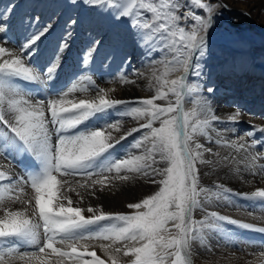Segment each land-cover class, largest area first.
<instances>
[{
  "label": "snow or ice",
  "instance_id": "6c2138e0",
  "mask_svg": "<svg viewBox=\"0 0 264 264\" xmlns=\"http://www.w3.org/2000/svg\"><path fill=\"white\" fill-rule=\"evenodd\" d=\"M84 3L110 10L117 20L127 19L140 46L163 56L151 60L145 71L121 74L111 87L82 76L79 85L55 98L34 100L17 81L52 80L55 65L42 76L30 64L52 24L33 32L14 51L6 46V36L16 6L10 3L0 12V264H194L196 245L209 254L214 251L212 233L236 249L231 253L236 258L242 249L232 244L224 225L260 234L264 226L208 206L241 198L264 207V141L253 131L230 138L225 135L229 129L215 128L221 117L198 96L199 88L188 83V74L199 68L193 58L205 54L212 4L190 0L210 14L205 19L180 0ZM71 36L68 31L61 38L59 52L69 48ZM101 44L100 39L91 41L84 66ZM141 82L150 95L117 97L119 88H140ZM78 92L90 94L73 96ZM193 94L192 107L185 110L184 101ZM116 109L134 126L125 127L124 119H104ZM241 115L236 110L226 120L236 124ZM252 127L264 133V126ZM129 137L132 142L117 156L115 149ZM20 155L35 162L23 174L14 164ZM202 169L207 170L204 175H230L253 190L235 191L219 179L206 185ZM138 181L156 190L127 203L129 211H107L102 203H93ZM247 215L264 222V215ZM245 256L251 257L245 264H264V249ZM231 258L226 257L228 264Z\"/></svg>",
  "mask_w": 264,
  "mask_h": 264
},
{
  "label": "bare ground",
  "instance_id": "6f19581e",
  "mask_svg": "<svg viewBox=\"0 0 264 264\" xmlns=\"http://www.w3.org/2000/svg\"><path fill=\"white\" fill-rule=\"evenodd\" d=\"M221 1L225 3L223 5H227L226 8H238L237 12H239V14L250 16L254 21L259 13L258 7L261 5L259 0H245L243 3H240L239 0ZM60 2L62 1L0 0V12H3L5 6L10 3L16 6L10 17L9 23L11 27L6 36V46L14 51H20V46L26 41L28 36L36 32V27L42 28L49 23L52 24V29L47 37L35 46L37 51L30 61V64L35 67L42 76H45L46 69L49 66L55 65L52 80L49 81L45 79L43 83H25L23 81H17L20 87L24 88L34 100L46 97L55 98L53 90L58 86H61L63 91L73 84L79 85L80 78L87 75V68L82 64V58L88 50L91 41L95 39H100L102 44L97 48V51L93 53L92 62L87 66L89 68L92 66L95 67L96 79H98L97 85L100 87H111L113 86V82L119 78V73L130 76L133 69L145 71L148 69L151 60L162 58V53L148 52L147 48L140 46L138 43L139 38L135 30L129 26V21L127 19L120 22V24L112 23V12L101 7H91L88 10H83L84 14L82 15L84 16L82 19L81 15L72 11L73 9L69 11L66 10L65 12L61 7L62 5L60 6ZM180 2L186 9H190L196 15H201L199 7L190 3V1L180 0ZM34 17H39V20L35 21L33 19ZM72 19L77 21V24L74 26L70 25V20ZM262 20L264 21V19ZM189 23H191V21H189ZM248 23L249 21L246 18L238 17L237 13H235L233 17H228L226 14L223 15L221 19L215 18L213 20L215 31L220 32L225 29V33L222 32L223 34L216 35L214 31L212 37H217L216 39L220 42L223 40L225 42H232L234 41L233 39L237 38L236 34H242V29L244 30ZM68 31L72 32L70 46L65 51L59 52L58 47L62 43L61 38L64 37ZM235 47L236 49H240V45H235ZM234 57L236 61L229 63L231 65L229 70H224L223 68L219 69L208 82V86L213 90L214 95L224 93L225 99L223 101H218V105L214 106L215 115L221 117V121L214 124V127L217 129H229L228 132H225V135L230 138L244 135L248 131H253L255 133L257 130L252 127L253 124L264 126V69L260 67L257 68L252 53L241 54V50H237ZM197 59L198 56L193 58L194 65L197 64ZM235 63H239V66H236ZM240 63H244L245 66L242 67ZM234 65L236 67H234ZM191 73L192 72L188 74V83L191 86H195L192 82L194 78ZM217 78L219 81H217ZM75 79L77 80L73 82ZM233 81H235L237 85L235 91L231 90ZM220 82H222V84ZM89 85L88 87L91 89L92 86ZM143 85L144 82H141L140 88L131 86L119 88L116 95L121 99L150 95V93L144 89ZM88 94L90 93L78 92L74 93L73 96ZM188 106L190 107V105ZM236 110L242 113L241 119L243 121L241 125L237 126L226 120L227 115ZM118 111L119 109L113 110L106 114L105 117H108L109 120L112 116L118 115ZM100 122L102 123L103 121ZM124 122L128 124L125 127L134 126V122L128 118H125ZM132 139L133 137H129L122 145L117 146L115 149L117 156L121 155L126 150L128 145L132 142ZM201 142H204L203 138H201ZM14 164L19 174H23L21 170L23 165L31 164L32 168L35 167V162L25 155L17 156ZM205 171L207 170L202 169V174ZM203 176L206 182L219 179L222 183H228L235 191L246 192L253 190L251 186L241 183L239 180L232 178L230 175H224L223 173L213 174L208 172L207 175L203 174ZM145 185L144 190H141V192H139L140 194L137 196L131 195V190H128L127 185L122 187L120 191L116 192L114 195H102L99 201H93V203H102L107 211H129L126 208L127 203L137 202L156 190L155 185ZM212 209L245 222L257 223L264 226V222L259 219L254 220L247 215L248 211H254L257 217L264 215V207H261L255 202L234 198L233 203L224 201L213 203ZM195 215L197 218H200L202 214L197 211ZM224 227L231 236L232 244L239 245L242 249L236 252V258H231V253L236 251V249L230 246L228 241L223 239L221 235L212 233L210 234L209 243L212 245L214 251L209 254L199 245H196L194 264H228L226 257L231 258V264H245V260L251 258L245 256L246 252L264 249V244L261 243V241H264V234L241 229L230 224H225ZM249 244L251 245L250 247H244Z\"/></svg>",
  "mask_w": 264,
  "mask_h": 264
},
{
  "label": "rangeland",
  "instance_id": "374dc122",
  "mask_svg": "<svg viewBox=\"0 0 264 264\" xmlns=\"http://www.w3.org/2000/svg\"><path fill=\"white\" fill-rule=\"evenodd\" d=\"M61 1L63 3L60 2V6L62 5L61 7L64 9L65 12H66V10L69 11V10L73 9L72 11L77 12L79 15H81L82 19L84 16V15H82V14H84L83 10H88L92 7V6H89L86 3H84V0H75V2H73V0H61ZM183 1L188 2L190 0H183ZM244 1L245 0H239L240 3H243ZM204 2L212 4V6L214 8V12L211 14V25L208 28L207 34H206V36H207V47L205 50V54L203 56H198V59H197L198 61L196 63L199 65V68L194 69L191 74H192V77L194 78V81H192V82L195 84V87L199 88V90H200L198 93V96L207 101L208 107L215 114V107L214 106L218 105V103H219L218 101H223L225 99L224 93L214 95L213 91L208 92L207 90L210 88L208 86L209 85L208 82H209L210 78H212L213 74L216 71H218L219 69L223 68L224 70H229V67H231V65L229 63H232V61L233 62L236 61L234 54L237 53V50H241V54L252 53L253 57L255 58V63L257 65V68L260 67V68L264 69V21L262 20V19H264V17H263L264 16V0H259V2H261V5H260V7H258L259 13H258V16L255 17V21L252 20V18L250 16H244V14L243 15L239 14V12H237L238 8L233 7L232 9H228L226 7H222V5L225 3H223V1H221V0H204ZM66 7H67V9H66ZM199 12H201L200 16L204 17L205 19L209 18L210 14L206 10L199 7ZM235 13L238 14V17L246 18L249 21V23L247 25L248 27L246 26V28L244 30L242 29V31H243L242 34L241 33L236 34L237 38L233 39L234 41H232V42H229V41L225 42L224 40L220 42V41H218V39H216L217 37H212L213 33L215 31V28L213 25V20L215 18L221 19L222 16L226 15V14L228 17H231V16L233 17V15ZM124 20L125 19L117 20L113 16L111 21H113L112 23L120 24V22H123ZM262 24H263V26H262ZM256 27H258V28H256ZM39 29H40L39 27L35 28L36 31H38ZM224 30L225 29H223L220 32L215 31L216 32L215 34L221 35V34L225 33ZM222 39H224V38H222ZM235 45H240V47H239L240 49H236ZM235 65L239 66V63L238 64L235 63ZM235 65H234V67H236ZM240 65H242V67L245 66L244 63H240ZM85 68H87V72H86L87 75L86 76L90 77L91 80L94 81L95 84L97 85L98 79H96L95 67L92 66L91 68H89L88 66L87 67L85 66ZM196 71L199 72V75H196ZM121 74H123V73H119L118 76H120ZM76 80L77 79L73 80V82H75ZM217 81H219L218 78H217ZM220 83L222 84V82H220ZM89 86H91V85H89ZM236 86L237 85H236L235 81H233L231 90L235 91ZM196 95L197 94H193V96L187 97L185 99V101H184V104L186 105L185 110H188L190 107H192L191 106L192 103H190V102L192 101L193 98H195ZM188 105H190V107ZM241 118L242 117H240L241 121L239 123H236V126L241 125L243 123ZM104 119L108 120V117H104ZM115 119H125V118L119 117L117 114L112 116L111 118H109V120H115ZM127 125L128 124L126 122L125 126H127ZM255 133H256L255 137L261 139V141H264V133H261L258 130ZM201 182L204 184L207 183L206 185L210 186L213 181L206 182L204 179V176L202 174ZM139 183H140V185H139ZM135 184H129L127 187L128 190H131L132 196L139 195L140 194L139 192H141V190H144V186H146L143 182H139V181H138V183L136 182ZM224 184L226 186L230 187L228 185V183H224ZM132 186H134V187H132ZM208 207H209V210H214V209H212L213 204L209 205Z\"/></svg>",
  "mask_w": 264,
  "mask_h": 264
}]
</instances>
